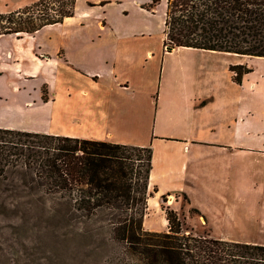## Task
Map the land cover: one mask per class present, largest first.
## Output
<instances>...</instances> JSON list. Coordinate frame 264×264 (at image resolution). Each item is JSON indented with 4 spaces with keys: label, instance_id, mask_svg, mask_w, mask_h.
Here are the masks:
<instances>
[{
    "label": "crops",
    "instance_id": "1",
    "mask_svg": "<svg viewBox=\"0 0 264 264\" xmlns=\"http://www.w3.org/2000/svg\"><path fill=\"white\" fill-rule=\"evenodd\" d=\"M38 1L0 0V12ZM149 1L76 0L61 22L0 33V127L151 145L146 230H168L164 195L166 207L181 213L178 197L186 194L189 208L200 211H187L189 219L230 223L237 175L247 163L264 164V73L236 81L230 66L264 57L168 50L164 28L154 48L150 19L158 8L150 11ZM43 84L47 98L34 89ZM243 137L255 144L237 143Z\"/></svg>",
    "mask_w": 264,
    "mask_h": 264
},
{
    "label": "trees",
    "instance_id": "2",
    "mask_svg": "<svg viewBox=\"0 0 264 264\" xmlns=\"http://www.w3.org/2000/svg\"><path fill=\"white\" fill-rule=\"evenodd\" d=\"M73 14L66 10L40 24L29 20L28 26L23 21L16 27L9 17L2 28L7 17L0 12V33H32ZM164 23L168 50L192 47L264 57V0H166ZM230 69L241 81L251 68L236 64ZM151 169V145L0 127V211L45 215L81 239L110 229L109 240L123 243L129 257L139 253L144 264H264V244L198 236L184 228L185 216L172 207L165 208L168 231L145 230ZM191 211L200 214L197 208Z\"/></svg>",
    "mask_w": 264,
    "mask_h": 264
},
{
    "label": "rangeland",
    "instance_id": "3",
    "mask_svg": "<svg viewBox=\"0 0 264 264\" xmlns=\"http://www.w3.org/2000/svg\"><path fill=\"white\" fill-rule=\"evenodd\" d=\"M72 1L41 0L28 7L27 13L11 16L10 12H6L7 18L4 19L1 26L4 28V26L9 25L7 21L9 17L15 21V24H12L13 27L19 26V22L23 21L25 22L24 25L28 26L27 21L29 20L35 24H40L44 22L43 18H57L66 10L74 11ZM148 8L150 11L158 8L157 14L150 19L151 25H154L155 35L148 40L151 46L157 48L160 44L159 38L162 36L163 28H165L166 0H161L153 8ZM125 24L128 27L132 26L129 20H126ZM249 57L261 58L260 56ZM240 58L237 56L236 62H245V59ZM262 60L250 58L249 61L246 59L245 66L251 69L243 76L249 73L251 74L249 76L251 81L262 80L261 74L264 73V61ZM154 74H156V69ZM34 89L42 91L43 98L48 97L47 85L35 86ZM68 116L71 117V115ZM33 123L39 125L41 121L38 120ZM51 124L65 125L70 124V122L69 120H53ZM53 127L56 126L53 125ZM250 139L252 138L243 137L242 141H237V143L255 144ZM168 199L162 201L164 210L168 204ZM178 200L185 208L182 210L186 222L184 228H193L192 232L196 235H209L211 238L264 244V164L252 166L247 163L243 165L237 175L236 209L234 210L236 216L235 218L234 215L227 218L230 223L211 226L202 217L189 219L187 218L188 214L191 217H198L199 214L191 211L183 195H180ZM110 235V229H106L94 231L82 239L78 236L75 238L73 232L60 229L57 225L49 222L45 215L36 213L24 215L11 211H0V264H144L138 255L139 253H135L133 257L127 256L124 244L109 240Z\"/></svg>",
    "mask_w": 264,
    "mask_h": 264
}]
</instances>
